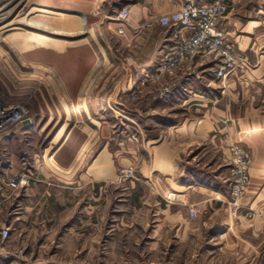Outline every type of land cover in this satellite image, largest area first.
Here are the masks:
<instances>
[{"label": "rangeland", "instance_id": "1", "mask_svg": "<svg viewBox=\"0 0 264 264\" xmlns=\"http://www.w3.org/2000/svg\"><path fill=\"white\" fill-rule=\"evenodd\" d=\"M128 1L11 0L4 6L0 0V138L12 130L21 138L18 128L23 120L43 128L22 148L23 156L15 144L16 148L5 151V159L10 160L9 155L15 152L11 158L18 157L22 165L14 174H0V187L10 189L5 194L8 199H0V229L7 227L3 217L15 193L35 180L30 165L37 141L40 152L60 126L73 129L67 144H81L82 170L102 147L114 151L133 143L139 152L135 164L117 168L113 182H89L81 192L75 189L74 177L66 184H57L67 189L57 197L39 198L34 223L22 211L20 224L7 227L9 235L0 244V259L5 264H24L25 260L30 264H261L259 259L237 260L236 254L225 252L224 236L215 234V225L228 215L239 226L264 223V213L257 204L245 201L251 190L250 167L245 192L232 193L229 145L242 143L224 133L228 125L225 118L215 120L218 133L202 135L180 154L175 172L176 176L182 173L181 182L192 181L222 193L225 202L214 199V194L198 204L196 197L177 198L173 192L176 199L166 206L150 184L134 185L133 181L150 168L145 151L152 137L148 129L164 121L155 115L162 80L146 82L151 85L148 89L124 91L134 67L120 68L121 62H127L126 53L120 45L122 33H115L112 23L118 21L121 10H128ZM224 4L221 17L229 9L227 0ZM34 35L52 38L41 45L22 41ZM82 103L88 108L85 113L65 115L66 110ZM10 114L16 121L6 122L4 117ZM212 135L216 137L211 142ZM159 137H155L157 142H162ZM121 168L133 169L135 178H119ZM21 172L26 174V182L19 187ZM192 209L196 215L191 214ZM203 222L207 225L199 230L187 228L196 229L195 225ZM256 235L247 229L243 238L255 243L264 239L263 234Z\"/></svg>", "mask_w": 264, "mask_h": 264}, {"label": "crops", "instance_id": "2", "mask_svg": "<svg viewBox=\"0 0 264 264\" xmlns=\"http://www.w3.org/2000/svg\"><path fill=\"white\" fill-rule=\"evenodd\" d=\"M227 1L229 9L220 18L218 28H222L220 30L235 43L239 54L246 58L247 64L222 80L216 77L213 64L207 58L197 55L186 58L175 74L163 77L160 85L170 86V91L159 96V111H155V115L164 122L148 129L147 133L152 137L147 140L145 151L150 160L147 167L150 168L141 173L133 183L136 187L142 182L150 184L155 193L165 201L166 206L171 203L166 199L167 192L176 193L177 198L196 197L195 202L198 204L206 203L214 194L217 195L214 199L225 202L226 196L222 193L214 192L209 187L192 181L181 182L179 178L182 177V173L175 175L179 170L180 164L176 159L179 160L180 154L201 139L202 135H211L213 131L218 133L215 120L222 117L228 121L224 133L232 141L242 143L252 154L251 190L245 201L257 204V208L264 213V0ZM197 2L209 3L211 0ZM183 3L184 0H129L126 20L112 23L115 33L122 27L119 38L127 62H121L120 68L125 70L126 66L134 67V73L129 74L124 91L137 87L148 89L151 86L150 83H146L149 82L148 76L155 71V63L162 51L178 43H184L189 34L183 33L175 38L171 28L164 27L158 22L160 17L177 11ZM149 24L151 25L148 26ZM147 93L152 94L150 91ZM79 105L85 103L75 106ZM67 112L68 110L65 111V115L69 117ZM36 127L37 123L22 124L18 128L19 135H23L21 138H17L15 130L0 138L1 175L14 174L20 170L22 164L19 158H11L16 153L12 152L13 155H9L10 160H7L4 155L8 153L5 151L14 149L16 145L20 148L19 155L23 156L25 144L29 145L30 138L33 140L36 138L33 133L39 136L43 129L41 126ZM72 130L67 131L64 125L57 128L40 152L39 148H36L39 141L35 139L37 143L33 147L37 152L31 154L33 163L30 165L35 180L31 186L20 188L6 208L3 224L9 229L24 219L22 211L26 214L24 217L30 218L31 223H34L38 216L36 209L39 198L44 195L49 198L57 197L59 196L57 193L67 189L65 185L57 184L61 182L66 184V180L74 177L78 184L75 189L81 192L89 182L99 184L115 181L118 167L133 165L138 160V148L133 143L126 147L120 145L121 147L114 151L102 147L90 164L82 170L81 144L77 145L74 141V145L67 144ZM61 133L63 135L58 138ZM154 135L160 136V141L163 138L162 142H157L159 139L153 137ZM215 137L216 135H212L211 142ZM6 187H0L2 200L8 199L5 194L10 189ZM24 201H29V205L25 206ZM211 210L217 211L215 208ZM231 220V215H228L225 221L215 225V234L221 233L225 238L223 243L225 252L236 254L237 260L247 262L259 259L261 264H264V239L255 243L245 241L243 238L247 229L256 231L257 237L262 234L264 236V223L256 226L251 223L239 226V223L233 224ZM162 224L159 223L158 226ZM206 225L207 223L203 222L196 224V229L194 226L187 228L195 231ZM216 235L212 237L215 238ZM5 263L1 258L0 264ZM24 264H30V261L25 260Z\"/></svg>", "mask_w": 264, "mask_h": 264}, {"label": "built area", "instance_id": "3", "mask_svg": "<svg viewBox=\"0 0 264 264\" xmlns=\"http://www.w3.org/2000/svg\"><path fill=\"white\" fill-rule=\"evenodd\" d=\"M225 10L224 0H211L209 3H198L197 0H184L183 5L175 12L164 15L158 19L159 24L171 28L175 38L189 34L183 41L168 50L162 51L155 63V71L148 76L151 82L161 81L167 74H175L186 58L201 55L207 58L215 68L218 79L225 80L234 74L243 65L247 64L245 57L239 54L235 43L225 32L218 28L219 19ZM128 10H121L117 16L119 22L126 20ZM149 24L148 26H150ZM122 33V27L119 29ZM170 91V86H162L160 96ZM14 115L4 117L6 122L14 119ZM25 120H23L24 122ZM229 151L232 164L233 195L243 194L249 181V167L251 153L238 143H231ZM16 186L22 187L26 182V174L20 173ZM119 178H135L133 169L121 168ZM192 215H196L194 209ZM9 235V229H0V244Z\"/></svg>", "mask_w": 264, "mask_h": 264}, {"label": "bare ground", "instance_id": "4", "mask_svg": "<svg viewBox=\"0 0 264 264\" xmlns=\"http://www.w3.org/2000/svg\"><path fill=\"white\" fill-rule=\"evenodd\" d=\"M10 1L11 0H3V4H4V6H8V5H10ZM44 2H45V0H44ZM47 6H45V8H46ZM45 11V10H44ZM46 12V11H45ZM44 12V13H45ZM47 13V12H46ZM45 13V14H46ZM48 15V14H47ZM48 19V18H47ZM20 22V21H19ZM8 26V25H7ZM52 38V37H51ZM51 38L48 36V35H34V36H32V37H30V39H23L22 41L23 42H25V43H32V44H39V45H41V44H44V43H46V42H49V41H51ZM24 47V46H23ZM26 47V46H25ZM27 49V48H26ZM65 110V109H64ZM88 110V108H87V105L85 104V105H79V106H75L73 109H69L68 110V112H67V114L69 115V116H78V115H80L82 112H84V111H87ZM63 133H61L59 136H58V138H60L61 137V135H62ZM176 194H174L173 192H167L166 193V199H168V200H175L176 199Z\"/></svg>", "mask_w": 264, "mask_h": 264}, {"label": "flooded vegetation", "instance_id": "5", "mask_svg": "<svg viewBox=\"0 0 264 264\" xmlns=\"http://www.w3.org/2000/svg\"><path fill=\"white\" fill-rule=\"evenodd\" d=\"M28 122L26 121V123L23 122V124H27Z\"/></svg>", "mask_w": 264, "mask_h": 264}, {"label": "water", "instance_id": "6", "mask_svg": "<svg viewBox=\"0 0 264 264\" xmlns=\"http://www.w3.org/2000/svg\"><path fill=\"white\" fill-rule=\"evenodd\" d=\"M24 123H26V122H24Z\"/></svg>", "mask_w": 264, "mask_h": 264}]
</instances>
